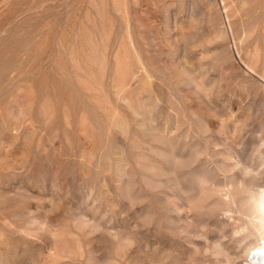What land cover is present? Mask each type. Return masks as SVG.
Instances as JSON below:
<instances>
[{
  "label": "rangeland",
  "instance_id": "1",
  "mask_svg": "<svg viewBox=\"0 0 264 264\" xmlns=\"http://www.w3.org/2000/svg\"><path fill=\"white\" fill-rule=\"evenodd\" d=\"M220 1L0 0V264H246L264 0Z\"/></svg>",
  "mask_w": 264,
  "mask_h": 264
},
{
  "label": "bare ground",
  "instance_id": "2",
  "mask_svg": "<svg viewBox=\"0 0 264 264\" xmlns=\"http://www.w3.org/2000/svg\"><path fill=\"white\" fill-rule=\"evenodd\" d=\"M220 2H222L221 4H223L224 1L221 0ZM250 71L253 72V69L251 67H250ZM262 81L264 82V77L262 78ZM251 200L252 203L249 206L247 215L250 218L249 219L250 226H252L253 229L257 233H259L258 234L259 239L257 240L256 244L246 249L247 251L245 252L246 253L245 262L246 264H264V195L259 193L257 196L255 195L254 197H252ZM238 230L240 231V229H237V232Z\"/></svg>",
  "mask_w": 264,
  "mask_h": 264
}]
</instances>
